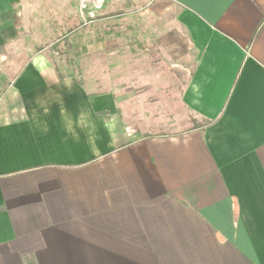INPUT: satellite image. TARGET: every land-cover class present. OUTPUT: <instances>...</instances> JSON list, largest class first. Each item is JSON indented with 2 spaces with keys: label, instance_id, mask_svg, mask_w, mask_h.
<instances>
[{
  "label": "crops",
  "instance_id": "0c3cea01",
  "mask_svg": "<svg viewBox=\"0 0 264 264\" xmlns=\"http://www.w3.org/2000/svg\"><path fill=\"white\" fill-rule=\"evenodd\" d=\"M51 1L0 0V264H264V0H132L187 39L136 106L35 50Z\"/></svg>",
  "mask_w": 264,
  "mask_h": 264
},
{
  "label": "rangeland",
  "instance_id": "374dc122",
  "mask_svg": "<svg viewBox=\"0 0 264 264\" xmlns=\"http://www.w3.org/2000/svg\"><path fill=\"white\" fill-rule=\"evenodd\" d=\"M35 5L43 9L21 22L35 50L89 91H113L119 98L130 93L126 96L135 106V94L146 90L155 91L156 98L166 104L169 93L182 91L172 66L182 56L187 39L169 13L157 18L153 5L138 13L132 0H106L95 17L84 19L78 14L80 3L55 0Z\"/></svg>",
  "mask_w": 264,
  "mask_h": 264
},
{
  "label": "built area",
  "instance_id": "2783aa9c",
  "mask_svg": "<svg viewBox=\"0 0 264 264\" xmlns=\"http://www.w3.org/2000/svg\"><path fill=\"white\" fill-rule=\"evenodd\" d=\"M106 5V0H80V15L82 18H93Z\"/></svg>",
  "mask_w": 264,
  "mask_h": 264
},
{
  "label": "trees",
  "instance_id": "16d2710c",
  "mask_svg": "<svg viewBox=\"0 0 264 264\" xmlns=\"http://www.w3.org/2000/svg\"><path fill=\"white\" fill-rule=\"evenodd\" d=\"M81 84L84 85L83 82H81ZM97 95H103V94L100 93V94H97ZM91 96H93V94H92ZM193 123H194V126H195V127H198L199 124H198L196 121H193ZM200 125H201V124H200ZM200 125H199V126H200Z\"/></svg>",
  "mask_w": 264,
  "mask_h": 264
}]
</instances>
